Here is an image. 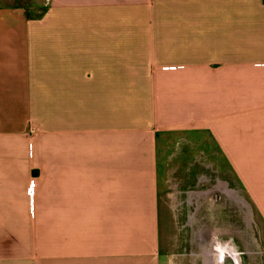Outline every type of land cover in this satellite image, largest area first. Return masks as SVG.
<instances>
[{"label": "crops", "instance_id": "crops-1", "mask_svg": "<svg viewBox=\"0 0 264 264\" xmlns=\"http://www.w3.org/2000/svg\"><path fill=\"white\" fill-rule=\"evenodd\" d=\"M21 5L0 7V264H172L201 207L264 228V0Z\"/></svg>", "mask_w": 264, "mask_h": 264}, {"label": "rangeland", "instance_id": "rangeland-1", "mask_svg": "<svg viewBox=\"0 0 264 264\" xmlns=\"http://www.w3.org/2000/svg\"><path fill=\"white\" fill-rule=\"evenodd\" d=\"M14 2L22 4L21 7H37L35 12L32 11L34 15L37 16H39L38 14H40V10H42L41 6L44 4V0H0V7ZM34 15L28 11L25 19H35ZM19 162H21V152ZM246 209L247 207L244 205L243 228L241 236H238L239 247L244 254V256H241L242 262L243 264H264V228L261 221L258 223L259 227L256 228L257 221H250V216L246 212ZM201 215L200 217L197 216V222L193 228V236H188V233L185 231V250L183 251L181 247H177L176 251L170 253L172 255V258H170L172 264H206L208 262V250H212V245L210 247L209 242H213L211 231L217 230L218 228L221 231L223 230L217 225V222L213 223V227H210V225L208 226V224H203ZM182 219L183 220L179 221L180 223L185 222V217ZM180 238H183V234H181ZM161 257V264H163L164 257Z\"/></svg>", "mask_w": 264, "mask_h": 264}, {"label": "flooded vegetation", "instance_id": "flooded-vegetation-1", "mask_svg": "<svg viewBox=\"0 0 264 264\" xmlns=\"http://www.w3.org/2000/svg\"><path fill=\"white\" fill-rule=\"evenodd\" d=\"M216 196H218L217 192L214 193V198H216ZM184 206L186 208V205H184ZM215 209L216 210L213 211V214L216 217L217 225H219V227L223 231H221L219 228L218 229L216 228L217 230H212L211 231L212 236H213V238H212L213 242L210 241L209 242V246L211 247V245H212V250H208L209 251L208 254L210 255V252L213 251V249L215 247H217V245H219L221 243H229L232 247L236 248V250L240 253L241 256H244L243 252L241 251V248L239 247V245H240L239 244V239H238V236H240L239 233H236L234 230H230L227 233H225V231H226L225 230V226L222 224V223H224L223 217L225 216V214L223 212L219 211V206L215 207ZM192 210H193V207H190V211H192ZM183 214H185V213H183ZM197 215L199 217H200V215H201V217L204 215L203 207H201V209H200V211H198ZM183 217H185V215H183ZM202 222L204 224L203 217H202ZM228 229H230V228H228ZM187 233H188V236L192 237L193 236V234H192L193 233V227H188L187 228ZM211 233H210V235H211Z\"/></svg>", "mask_w": 264, "mask_h": 264}, {"label": "water", "instance_id": "water-1", "mask_svg": "<svg viewBox=\"0 0 264 264\" xmlns=\"http://www.w3.org/2000/svg\"><path fill=\"white\" fill-rule=\"evenodd\" d=\"M206 264H243L240 253L229 243H221L210 252Z\"/></svg>", "mask_w": 264, "mask_h": 264}, {"label": "bare ground", "instance_id": "bare-ground-1", "mask_svg": "<svg viewBox=\"0 0 264 264\" xmlns=\"http://www.w3.org/2000/svg\"><path fill=\"white\" fill-rule=\"evenodd\" d=\"M249 243V242H248ZM251 244V243H250ZM252 248V247H251ZM201 260V259H200Z\"/></svg>", "mask_w": 264, "mask_h": 264}]
</instances>
